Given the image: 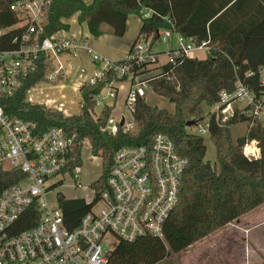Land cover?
<instances>
[{
    "label": "trees",
    "instance_id": "1",
    "mask_svg": "<svg viewBox=\"0 0 264 264\" xmlns=\"http://www.w3.org/2000/svg\"><path fill=\"white\" fill-rule=\"evenodd\" d=\"M150 12L143 18L142 12ZM77 15L79 24H86L91 36L100 37L108 26L116 38H123L128 18L141 20L134 44L142 37L153 48L160 42L159 32L170 29L196 43L210 41L212 51L203 59L183 57L174 64L156 62L135 64L133 83H145L155 95L174 105V112L150 106L139 98L133 112L136 123L131 133L121 129L111 136L101 129L113 108L106 106L99 118L95 97L106 84L113 82V71H105L95 86L84 85L81 112L66 115L54 108L27 101V94L42 84H52L48 77L53 63L45 56L37 60V70L25 81L22 90L11 99H3L7 116L35 122L42 131L62 128L78 143L89 140L94 157L102 159V175L93 185L105 190L113 157L128 145L151 146L156 135L164 134L174 143L180 156L189 161L183 175L180 202L167 219L164 239L145 237L133 243L120 241L111 252L107 264H160L208 238L240 217L264 205V122L241 111L226 123L209 118V134L216 149V161H205V140L190 131L187 124L203 120L204 106H213L220 93L232 92L238 80L244 82L258 99L264 96L260 70L264 69V0H54L45 28L47 35L69 31L66 23ZM0 28L14 19L7 7H0ZM249 72L254 73L247 77ZM127 78L118 81H125ZM57 79L53 84H59ZM247 123V133L233 140L230 128ZM257 141L261 156L250 160L243 155L247 142ZM81 148L75 151L74 166H82ZM21 174L0 172V191L17 183ZM66 228L74 230L90 206L81 199L59 197ZM30 215V213H29ZM31 225L22 228L27 229Z\"/></svg>",
    "mask_w": 264,
    "mask_h": 264
},
{
    "label": "built area",
    "instance_id": "2",
    "mask_svg": "<svg viewBox=\"0 0 264 264\" xmlns=\"http://www.w3.org/2000/svg\"><path fill=\"white\" fill-rule=\"evenodd\" d=\"M53 1L0 0V7L6 6L14 19L11 25L0 28V101L11 99L22 90L25 81L37 70L40 56L53 63L48 77L53 84L57 79L66 80L73 61L86 53L92 68L76 69L81 77L78 90L84 85L95 86L102 81L106 70L113 71L115 79L105 89L109 88L110 98H116L114 84L123 78L131 79L126 100L131 117L122 114L116 119L111 115L101 129L111 136L121 129L131 133L136 126L135 105L139 98L145 99L143 91L134 86H147L138 80L133 83L134 65L159 60L150 41L140 38L131 53L118 62L101 56L91 45V38L81 33L74 36L70 30H63L47 35L45 23ZM83 1L88 4L93 0ZM142 16L148 18L150 12L143 11ZM174 34L177 48L166 52L165 63L194 58L198 52L207 56L212 51L210 41L196 43L170 29L159 32L160 42L168 43ZM262 73L264 69L260 70ZM253 75L249 72L247 77ZM261 83L264 87V82ZM101 94L95 97V102L97 107L104 108L108 105L103 104ZM239 111L264 122V96L258 99L240 80L232 92L220 93L218 103L211 107L210 117L226 123ZM100 115L93 114L96 119ZM195 127L196 135L210 137L208 120L197 122ZM87 143L90 145L89 140H84L80 145L62 128L42 131L35 122L9 117L0 104V172L21 174L19 182L0 191V264H107L112 251L105 250L102 243L108 236L118 243H133L145 237L164 239V225L180 202L182 179L189 165L178 154L175 143L168 136L158 134L151 146L120 148L114 154L106 188L101 192L93 185L102 173L89 186H83L80 182L83 167L74 166V152L81 148L82 153ZM242 151L250 160L261 156L257 141L247 142ZM69 183L74 189L89 190L91 194L89 201L78 198L90 210L72 231L66 228L59 205L62 195L59 189ZM27 225L31 227L22 230Z\"/></svg>",
    "mask_w": 264,
    "mask_h": 264
},
{
    "label": "rangeland",
    "instance_id": "3",
    "mask_svg": "<svg viewBox=\"0 0 264 264\" xmlns=\"http://www.w3.org/2000/svg\"><path fill=\"white\" fill-rule=\"evenodd\" d=\"M76 16L77 15L66 22L70 25V34L77 36L81 33L83 36H88L91 38V45H93L97 51L99 48L104 49L105 53H107L106 55L104 54V56L111 61L119 62L121 58H125L130 53L129 51L128 54H126V50L135 41L141 27L140 19L135 15H130L128 18V29L123 38H116L108 26L102 27L103 34L100 37H94L89 34L86 24H79ZM114 43L116 45H114ZM176 48L177 35L174 34L168 43L159 42L157 45H154L152 51L159 57V64H164L167 61L165 56L166 52ZM194 56L198 59L206 57L204 52L195 53ZM64 59L66 60V56ZM122 60L123 59L120 61ZM76 66L77 65L74 64V68H76ZM75 76L77 75L75 70H73L71 73L69 72V77L59 84H42L37 86L27 94V101L41 104L47 108L58 109L66 115L79 114L83 102L78 90L77 82L74 81ZM261 81L264 82V73L261 74ZM113 88L117 91V97L110 98L108 96L109 88L104 89L101 94L103 104L113 108L111 115L116 119H119L122 114L130 118L131 115L127 109L126 100L131 88V79L129 78L125 81H118L114 84ZM134 89L143 91L148 105L156 106L157 108L164 109L170 113L174 112V105L167 99L155 95L149 87L135 85ZM102 110L103 105H100L96 108L94 114L99 116ZM203 113V119L205 121L209 120L210 115L212 114L211 106H204ZM247 130V123H240L232 126L230 132L233 140L236 141L238 138L244 136L247 133ZM190 131L196 134L197 127H191ZM204 140L207 146L205 161L213 165L216 161L215 146L209 136L204 138ZM81 159L83 163V171L80 182L83 186H89L91 182L95 181L101 175L103 170L102 162L99 158H94L91 147L88 143L85 144L82 149ZM59 193L67 199L83 198L87 201L91 200L89 190L74 189L72 183L61 187ZM262 208L264 209L263 206ZM259 232L260 234L259 236L257 235V238L254 237L253 234V236H250L249 240L245 242V248H248L250 253L243 250L244 245H242V240H239L238 243L231 242L233 238L230 233L233 234L232 232L227 233V231L221 230L218 234H212L185 251L171 255L160 264H264V252L259 250L264 248V225ZM117 244V239L112 236L106 237L102 243L104 249L110 252L115 249ZM243 253L245 254L244 257Z\"/></svg>",
    "mask_w": 264,
    "mask_h": 264
},
{
    "label": "crops",
    "instance_id": "4",
    "mask_svg": "<svg viewBox=\"0 0 264 264\" xmlns=\"http://www.w3.org/2000/svg\"><path fill=\"white\" fill-rule=\"evenodd\" d=\"M140 22H141V20H140ZM140 25H141V23H140ZM114 45H116V44L114 43ZM132 45L127 48L126 54H128V52L130 51ZM94 49L96 50L95 47H94ZM97 52L101 56L106 58V56H104V54L106 55L107 53H105L104 49L99 48V50ZM121 59H124V58H121ZM74 64L77 65L76 68H74ZM82 66L85 67L87 69V71H89L92 68V65L90 63V59L86 55V53H81V57L79 59H76V60L73 61L72 65L70 66L69 72L71 73L73 70H75V73H76V69L78 67H82ZM79 79H81L80 75L75 76L74 81L77 82V85H78ZM263 207H264V205H263ZM263 221H264V209L261 206V207L255 209V210L251 211L250 213L240 217L238 220L230 223L229 225H227L226 227L222 228L221 230L222 231H227V233L232 232L233 234L230 233L231 237L233 238L231 242L238 243L239 240H242L241 241L242 245H244V249L243 250L245 252L247 251V252L250 253L248 248L247 249L245 248V246H246L245 242H247L249 240L250 236H253V234H254V237H256V238H257V235L259 236V234H260L259 231L264 225ZM221 230H219V231H221ZM219 231L216 232V233L218 234ZM245 231H248V233L246 234ZM243 240H244V242H243ZM259 250L264 252V248L263 249H259ZM253 252H255V251H253ZM244 256H245V254L243 253V257Z\"/></svg>",
    "mask_w": 264,
    "mask_h": 264
},
{
    "label": "water",
    "instance_id": "5",
    "mask_svg": "<svg viewBox=\"0 0 264 264\" xmlns=\"http://www.w3.org/2000/svg\"><path fill=\"white\" fill-rule=\"evenodd\" d=\"M196 125H197L196 122L191 121V122H189V123L187 124V127H188V128H191V127H195Z\"/></svg>",
    "mask_w": 264,
    "mask_h": 264
}]
</instances>
